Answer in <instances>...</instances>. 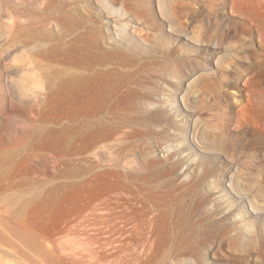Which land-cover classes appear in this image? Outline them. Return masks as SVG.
Instances as JSON below:
<instances>
[{"label":"rangeland","instance_id":"374dc122","mask_svg":"<svg viewBox=\"0 0 264 264\" xmlns=\"http://www.w3.org/2000/svg\"><path fill=\"white\" fill-rule=\"evenodd\" d=\"M181 1L180 37L161 21L160 0L135 16L132 31L159 23L165 43L145 44L144 60L117 73L138 104L100 116L59 87L92 69L64 56L87 50L93 25L113 22L99 1L0 0V264H264V233L232 241L212 206L224 190L264 223V0H235L244 12L232 0ZM9 14L22 19L11 26ZM29 83L39 97L13 87ZM163 91L190 111L198 143L173 127L180 117L158 120ZM103 125L117 128L94 147ZM134 158L147 167L137 171ZM233 176L249 186L241 201ZM129 179L140 188L124 187Z\"/></svg>","mask_w":264,"mask_h":264},{"label":"bare ground","instance_id":"6f19581e","mask_svg":"<svg viewBox=\"0 0 264 264\" xmlns=\"http://www.w3.org/2000/svg\"><path fill=\"white\" fill-rule=\"evenodd\" d=\"M98 1L102 5L106 15L109 18L113 19V22H111L110 24L109 21H106L104 24V30H101V28L96 25L92 26L89 34L90 40H88L90 42L86 48L87 50H85L87 52L83 51L82 48L78 51H73V53H67L64 56V58H68V60H74L76 62H79V65L80 63L84 64V62H89L92 69L90 70V73L78 79H73L69 80L68 82L60 83L59 87L61 89V97L72 99L76 103L84 102L85 104H88L90 106L89 110L92 114L101 116L114 106L117 108L127 104L132 106L133 108L135 104H138L136 98H138L139 95L137 94V91H135L136 89H129V87L125 83V79L122 78L123 76L118 75V72L125 70V68H127L128 66H132L135 62L142 61V59L144 60L143 57H145L146 53L150 52L146 49L147 46H145V44L148 43V45H153V47H155L156 45L163 44L165 43L166 36L162 31V28H160V24H154L151 21L143 23L142 28L134 29L132 31V28H134L132 27V23L138 22L135 16L138 14H142L147 10H152L151 0H111L112 4L109 3V0ZM239 1L244 3L249 0ZM116 4H120L122 9L120 7L114 6ZM160 6L163 9V13H161V21L169 27V32L172 35L180 37L181 35H179L178 33L182 32L184 29V25L179 22V18L184 15L179 11V9L182 8V1L160 0ZM232 10L244 12V9L237 3H235V0H232ZM8 18L10 19L11 26H14L17 20L22 19L21 17L13 14H9ZM109 25L113 26L111 30L107 28ZM54 26L55 25H53V27ZM145 27L147 28V31H145ZM135 36L138 37V39L140 40H138ZM195 40L198 42L201 41L198 39ZM178 53L179 51L177 50V54ZM181 61L177 62L179 67L175 68L174 70V72H176L178 75H181L179 71L183 69L184 66L183 62ZM175 81L177 82V84H181V76H178V78L176 77ZM151 82H156V80L151 79ZM30 83L24 86H19V84H16L13 85V87H16V91L18 90L21 96L27 99H35L39 97V95L34 92V89L38 88V84L33 83L32 85H30ZM160 95H162L163 99L165 100L163 101L162 105H165V108L168 109L165 110L167 115H164L165 117H163L162 115V117L158 118V120H161L163 118L165 121H172V118L176 119L180 117V120L182 122H178L179 124L173 127H176V130L179 132V134H182L185 137H188L187 135H189L190 142L191 140H193L194 142L198 143L199 128L197 123H189L190 111H188L186 108L184 109L185 112L180 111V109H174L176 108L175 99L170 96V94L164 91L160 93ZM144 97L150 102L153 98L150 94H145ZM154 105H152V107ZM160 107L162 106L160 105ZM255 108V110L259 109L257 106ZM153 109L154 110H152L153 112L151 113V115L157 116L158 112L160 111V108L154 107ZM255 110L253 109V111ZM108 126L109 127L103 125L101 129L95 128L92 131V146L95 147L101 141L102 137L113 136V132L114 130L116 131L117 127L115 129H112L110 128V125ZM174 129L175 128H173L172 132H174V136L176 137V135L178 136V132ZM118 131L119 128L117 132ZM185 137H182L183 141L187 139ZM137 162L139 161H137L136 159L134 164L131 163L132 165H135V168H138L137 171L144 170V166L148 165V163H141L142 165H144L141 169L139 168ZM150 162L149 165L151 164ZM119 175L121 179H123L124 175L120 173ZM219 177V179H221L222 177H225V174L222 173L221 175H219ZM184 178L189 179V174L185 173ZM127 179L128 177H126V180ZM126 180L123 181L126 182ZM130 180L131 179H129L128 182L124 183V187L126 186L129 189H133L132 186H135L136 189L140 188L138 187L139 183ZM194 180L195 182L197 181L196 179ZM211 183H213L212 185H214L215 191L218 192L219 189H222L219 188V183L221 184V182H219L218 180L212 181ZM229 186L230 191L237 196L238 201H241V199L244 197L243 195L246 194V189L249 188L247 183L240 182L239 179L234 178V176L233 178H230ZM217 198L219 197L217 196ZM247 202L251 207L249 212L259 211L250 199H248ZM212 206L214 212L222 215L220 220L218 221V225H222V227L219 229V232L222 235L231 232L233 236L232 241H238L243 244H249V242L253 241L252 239L256 238L259 231L261 233H264V223H256L255 220H251V218L253 217L252 213L251 216L249 213V216L251 218L248 216L246 217L248 211H244L241 207L236 208V202L230 197V195L228 196L224 190L221 193L220 201L218 200ZM258 213L259 212L255 214ZM227 221H230V223H227ZM261 242L263 245L260 244L258 248L257 246L256 248L257 251H259V254L262 256L264 253V238L261 239Z\"/></svg>","mask_w":264,"mask_h":264}]
</instances>
